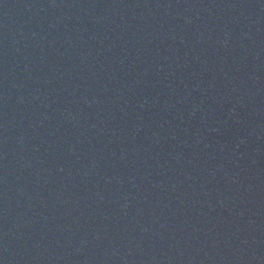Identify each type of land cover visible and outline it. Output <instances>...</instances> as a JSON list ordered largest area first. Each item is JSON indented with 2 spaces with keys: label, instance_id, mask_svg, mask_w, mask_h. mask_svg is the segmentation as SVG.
<instances>
[{
  "label": "water",
  "instance_id": "1",
  "mask_svg": "<svg viewBox=\"0 0 264 264\" xmlns=\"http://www.w3.org/2000/svg\"><path fill=\"white\" fill-rule=\"evenodd\" d=\"M0 264H264V0H0Z\"/></svg>",
  "mask_w": 264,
  "mask_h": 264
}]
</instances>
